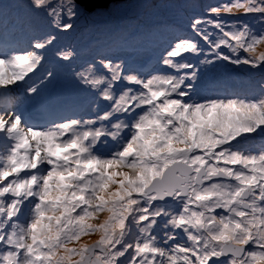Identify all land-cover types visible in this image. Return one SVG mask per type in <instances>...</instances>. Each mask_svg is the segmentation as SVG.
Here are the masks:
<instances>
[{
    "label": "snow or ice",
    "instance_id": "1",
    "mask_svg": "<svg viewBox=\"0 0 264 264\" xmlns=\"http://www.w3.org/2000/svg\"><path fill=\"white\" fill-rule=\"evenodd\" d=\"M106 2L32 0V7L66 31L73 25L62 24L64 16L94 15ZM233 9L264 16V0H233L211 12ZM203 23L222 33L210 41L200 19L192 24L218 60L264 67V52L256 53L264 32ZM52 41L37 40L23 54L0 50V95L18 81L37 93L28 74L43 59L37 50ZM201 51L195 39L176 43L163 59L175 74L147 79L104 61L107 75L81 71L106 102L94 119L36 125L0 105V264H264V145L249 147L252 134L264 140V88L255 98H200L183 54ZM96 233L93 244L79 243Z\"/></svg>",
    "mask_w": 264,
    "mask_h": 264
},
{
    "label": "rangeland",
    "instance_id": "2",
    "mask_svg": "<svg viewBox=\"0 0 264 264\" xmlns=\"http://www.w3.org/2000/svg\"><path fill=\"white\" fill-rule=\"evenodd\" d=\"M26 1L27 0H14L13 4L11 6H9L8 9L5 7L6 4L0 5V8H1L0 10L3 11V14H4V11H6L7 15H13V16L15 15V17L18 16L19 17L18 20H14L10 16H7V18H8V20H11L13 22H19L21 25V30L25 35L29 34V32H32L33 26L31 25L30 22L33 19L34 13L37 14L35 17L41 18L42 21H44L48 26L52 25L53 28L50 30L53 33L56 32L57 34H55V36L53 37L52 43L47 45L46 49L38 50V51H42V55H43V59H44L45 63H49L51 65L52 62L50 61V58L53 57L54 59H59L60 61L66 63V64H70L71 62H68V61L72 57H70L67 60L62 58L63 53H68V52H66V46L69 45L70 43H72L73 41L78 42V40L82 37L79 35V34H81V32L80 33L77 32L78 27H80L78 25L81 23V19H84V21H89V17L91 16L92 21H96L95 20L96 15L95 14L90 15V16L89 15H80V16H77L76 18L72 19L71 21H69L68 18L66 16H64L63 20H62V24L70 22L73 25V27L71 28L73 30L68 29L65 31L63 29V27H60V28L56 27L55 22H54V18L52 16H49L45 11H41V10H37V9L33 8L32 7V0H28L29 3H27V6L25 4ZM126 1L127 0H120V1H116V2L111 1L106 6L112 4V8L110 10L124 11L126 8H128ZM193 1L194 0H191V4H193ZM195 2L197 3V0H195ZM237 13H238L237 17L231 18L228 20H222V22L227 26H231L234 23L236 25L240 26L243 24H247L248 22H246V21H248L249 19H253L254 17L256 19L261 17L264 20V16H262L260 14H255V13L244 14L243 10H239V11H237ZM231 14L234 16L233 11ZM219 15L221 16L222 19L225 18L224 12L223 13L220 12ZM133 17H135V15H133ZM9 24H10V22H9ZM137 26H138V22H137ZM7 27H9V26H7ZM252 27H253V29L252 28H250V29L255 34H260L261 32H264V24L262 26L260 22L254 23ZM27 28H28V30H26ZM122 28L123 29H122L121 33H117L115 36L112 37V39L108 38L109 39L108 45H109V43H111L112 40H114V41L118 40L120 38V36H123L122 34H124L126 37L132 38L133 40L137 39L138 31H137L136 24L130 23L128 25L123 26ZM106 30H107V28L100 29V33H101V35L103 34V36H105L107 38ZM225 30H227V27L225 28ZM92 31H94V30H92ZM113 31H115V30L113 29ZM117 31L118 30H116L115 32H117ZM84 32H88V30L84 31ZM98 32H99L98 30H95V33H98ZM219 33L220 34L217 35L213 41H215L216 39H218L219 36H221V32H219ZM37 35H38L37 33H34V36H37ZM45 36H47V35H45V34L44 35L42 34V36L38 35V37H36V39L37 40H43V39H46V38H44ZM90 37L91 36H89L88 38H90ZM66 40H68V42ZM157 46H158V44L148 45L147 43H144L142 40H137L135 43L133 42L131 46L124 45V44L119 45L120 48H126V50H127L126 54L130 58V61L135 62L136 64H139L141 61H143L144 58H146L149 55V52L147 50L148 47L155 49V47H157ZM259 46H260V49L264 48V45H259ZM79 47L81 50L91 51L89 42H86L85 40H83V42L79 43ZM18 48L23 49L22 45H19V46L13 45V47L10 49V51L17 53V54H23L24 52H27V50H18ZM257 49H258V47H257ZM219 50L223 55H228V56L232 57L233 59H235V56L229 51L228 48L221 47ZM136 51H139V54H137ZM242 53H243V50H240L239 55L241 58H250L249 53H246V52H244V54H242ZM194 56H197V58L200 60V63H201L200 66L202 68H198V69L193 68V66L191 65L192 64V59H191V61L189 62L191 67L183 70V72H186L189 75H191V73L195 72L196 79L194 81H191L193 88L198 89L199 92H201L203 90V88L205 87V92L207 90H209V92L212 93L213 90L209 86L213 85L214 89L219 93V95L231 94L230 90L227 89L229 86V84L227 83V74L229 72H231L230 66L234 65V64L230 63L229 61L218 60L216 58V56H212L211 54H205L203 52L193 54L191 57H194ZM94 61H96V60L94 59ZM94 61H90V64H80V63H77V64H79L81 67H84L85 69L89 68V67H94V69H98V66H100L101 64L100 63L98 64V62H94ZM187 61H189V60H187ZM91 62H93V64H95V65H93ZM40 65L34 71H36L37 69H40V67H41ZM236 66L239 67L240 69H242V73H244V74L250 75L251 77L253 75H256L257 77H259L260 80L257 81V87L255 89V93L251 98H255V97L259 96L261 93V89L259 88V85L264 84V68L263 67L253 68L249 65H236ZM163 68L167 69V67L164 65H163ZM249 69H255L256 72H251ZM171 71H173V70H171ZM251 73H252V75H251ZM142 76H143V74H140L139 77H142ZM40 81H42L41 78H35L34 79L35 84H37V86H35L37 88V93H31L29 91L27 98H32V97L37 96L38 95V89L46 87L51 82V79L49 78L45 81H42L41 84H38ZM19 82L20 81H18L17 84ZM13 86H15V85H11L9 87L11 88ZM18 89H28V85H23L22 87H19ZM42 92L44 93V91H42ZM208 97H213V94L208 96ZM97 111H99L98 107L94 108L91 113L96 114ZM86 115H87V112H84L82 119L85 120ZM252 137H253V139H251L249 141L250 150H252L254 152H258L260 150L261 146L264 145V140H262L260 137L256 136V134H252ZM104 218H105V216H104ZM94 241H96V240H90L87 244L90 245Z\"/></svg>",
    "mask_w": 264,
    "mask_h": 264
},
{
    "label": "bare ground",
    "instance_id": "3",
    "mask_svg": "<svg viewBox=\"0 0 264 264\" xmlns=\"http://www.w3.org/2000/svg\"><path fill=\"white\" fill-rule=\"evenodd\" d=\"M116 1H120V0H114L113 2H116ZM156 1H158V0H145V3L144 4H150V3H154V2H156ZM174 1H176L177 2V7H176V10H178L180 7H183V6H191V7H197V12H196V14H195V16H193V18L195 17V18H198V17H201V18H203V17H205L207 14H204V12H203V9H202V6L201 5H203V4H210L211 6H213V7H219V6H221V5H224V4H231L232 2H233V0H197V5H196V2H195V0L193 1V4H191V0H174ZM27 3H29L28 2V0L26 1V6H27ZM97 8H100V9H104L105 11L104 12H106V11H108V10H110L111 8H112V4H110V5H108V6H105V5H103V6H101V7H97ZM222 13H223V11H221ZM224 16H225V18H227V19H231L232 18V16L230 15V14H228V13H226V12H224ZM37 14L36 13H34V15H33V19L31 20V25L33 26L32 27V32L33 33H37L38 35H40V36H42V34L44 35H47V36H45L44 38H53L54 36H55V33H53L50 29H49V27H48V25L44 22V21H42V19L41 18H37V17H35ZM4 16H7V13H6V11H4ZM11 17H13V15H10ZM15 16V15H14ZM84 22H87V21H84ZM88 24H89V22H87ZM81 24V23H80ZM8 26H10V24L8 23ZM50 27H52L53 28V26L52 25H49ZM95 30H98L99 32L98 33H93L92 35H91V37L90 38H86V36L84 35V34H82L81 36V38L78 40V42L80 43V42H83V40H85L86 42H89V45H90V48H91V51H88V50H82V52H80V54H79V52H77V50H76V52L79 54V55H86L87 56V58L89 59V61H91V59H92V57H96V58H98L99 60H102L103 61V55H102V50H103V48L105 47V45H107V43L109 42V39L108 38H106L105 36H103V34L101 35V33H100V29H101V26L100 25H91ZM31 27V26H30ZM13 28H15V27H13ZM35 29V30H34ZM143 28H140V30H142ZM262 29V28H261ZM26 30H28V28L26 29ZM110 30H113V29H107L106 30V34L110 31ZM47 32V33H46ZM23 33V32H22ZM170 36H172L173 35V33L171 32L170 34H169ZM189 36H191V33L190 32H188L187 30H185V31H183V32H181V38H183V39H186L187 37H189ZM142 39V36H141V32L138 34V36H137V39H134L133 40V42L135 43L137 40H141ZM44 40V39H43ZM2 41H4V42H12L11 40H7V37L6 36H3L2 37ZM20 43V42H19ZM145 43H147V42H145ZM20 45H21V43H20ZM77 45H79V44H77ZM22 48H23V46H22ZM23 49H25V48H23ZM258 49H260V46H258ZM25 50H31V49H25ZM84 51V52H83ZM68 53H70L69 51H67ZM81 53H84V54H81ZM136 53L137 54H139V51H136ZM71 55H73L72 53H70ZM184 56H189V53H185V54H183ZM148 59H150V57L148 58ZM175 59H179V57L178 58H175ZM191 59L193 60V63L195 64V67H196V69H198V68H202L201 66H200V61H199V59L197 58V56H194V57H191ZM81 62V61H80ZM92 64H93V62H91ZM99 64V63H98ZM93 65H95V64H93ZM230 86H233V87H235L236 89H241V90H246V88H247V86H246V84H243V83H240V82H237V83H233V84H231ZM212 90H213V92L211 93V92H209V90H207L206 92H204V94L203 95H205L206 97H208V96H210V95H212L213 94V97H215V96H217V95H219V93L214 89V86L213 85H211V86H209ZM230 93L232 94V91L230 90ZM237 96H240V97H243V94L241 93V92H239L238 94H237ZM18 99V98H17ZM14 101V100H13ZM15 101H16V99H15ZM39 107H41V105L39 106ZM60 121H64V122H66V120H65V117H64V114L62 115V117H61V119H60ZM105 214H106V212L105 213H101L100 215H99V217H98V219H96V220H94V221H92L93 223H100V222H102L103 221V218H104V216H105ZM99 236V233H96V234H94L93 236H92V238H97ZM91 240V238L89 237V238H86L85 240H83V241H80L79 243H83V244H87L89 241ZM79 246V244L77 245V246H71V247H78Z\"/></svg>",
    "mask_w": 264,
    "mask_h": 264
},
{
    "label": "trees",
    "instance_id": "4",
    "mask_svg": "<svg viewBox=\"0 0 264 264\" xmlns=\"http://www.w3.org/2000/svg\"><path fill=\"white\" fill-rule=\"evenodd\" d=\"M120 13H121L120 11L115 12V14H120ZM171 16H173V15H171ZM174 20L179 21L178 18H175ZM104 22H110V21L97 19L96 21H93V24L94 25H100L102 28L104 26ZM70 30H73V29H70ZM87 30H94V29L87 22H84V19H81V25H80V27H78L77 32L83 33L84 31H87Z\"/></svg>",
    "mask_w": 264,
    "mask_h": 264
},
{
    "label": "water",
    "instance_id": "5",
    "mask_svg": "<svg viewBox=\"0 0 264 264\" xmlns=\"http://www.w3.org/2000/svg\"><path fill=\"white\" fill-rule=\"evenodd\" d=\"M111 1H114V0H107L106 3H99V4L95 5V7H101L103 5H106V4L110 3Z\"/></svg>",
    "mask_w": 264,
    "mask_h": 264
},
{
    "label": "clouds",
    "instance_id": "6",
    "mask_svg": "<svg viewBox=\"0 0 264 264\" xmlns=\"http://www.w3.org/2000/svg\"><path fill=\"white\" fill-rule=\"evenodd\" d=\"M106 5H107V4H106ZM106 5H105V6H106Z\"/></svg>",
    "mask_w": 264,
    "mask_h": 264
}]
</instances>
